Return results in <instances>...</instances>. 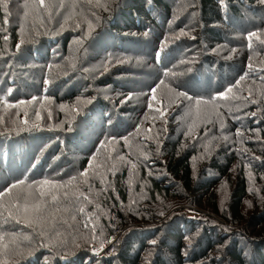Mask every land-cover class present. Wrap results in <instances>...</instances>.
Instances as JSON below:
<instances>
[{
  "label": "trees",
  "instance_id": "trees-1",
  "mask_svg": "<svg viewBox=\"0 0 264 264\" xmlns=\"http://www.w3.org/2000/svg\"><path fill=\"white\" fill-rule=\"evenodd\" d=\"M3 2L0 264H264V0Z\"/></svg>",
  "mask_w": 264,
  "mask_h": 264
},
{
  "label": "snow or ice",
  "instance_id": "snow-or-ice-1",
  "mask_svg": "<svg viewBox=\"0 0 264 264\" xmlns=\"http://www.w3.org/2000/svg\"><path fill=\"white\" fill-rule=\"evenodd\" d=\"M41 3H43V0H41ZM3 7H4L5 10H7V8H8V0H4Z\"/></svg>",
  "mask_w": 264,
  "mask_h": 264
},
{
  "label": "rangeland",
  "instance_id": "rangeland-1",
  "mask_svg": "<svg viewBox=\"0 0 264 264\" xmlns=\"http://www.w3.org/2000/svg\"><path fill=\"white\" fill-rule=\"evenodd\" d=\"M102 252V251H101Z\"/></svg>",
  "mask_w": 264,
  "mask_h": 264
}]
</instances>
